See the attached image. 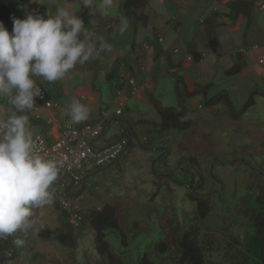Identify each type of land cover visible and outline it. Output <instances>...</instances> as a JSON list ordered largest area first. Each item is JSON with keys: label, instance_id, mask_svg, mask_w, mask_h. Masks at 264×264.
Returning a JSON list of instances; mask_svg holds the SVG:
<instances>
[{"label": "rangeland", "instance_id": "374dc122", "mask_svg": "<svg viewBox=\"0 0 264 264\" xmlns=\"http://www.w3.org/2000/svg\"><path fill=\"white\" fill-rule=\"evenodd\" d=\"M261 1L263 0H256L257 7ZM262 3H264V1ZM257 13L259 16H262L264 11L261 10ZM46 14L47 11L42 12L40 15ZM253 14L254 13H251L250 16H253ZM108 20L102 23H98L99 20L94 21V24L92 23L93 25L88 28L85 27L84 36L86 35L87 37L89 30H92L93 35L90 36L92 40H95L97 37H102L107 44L110 46L115 45L116 50L120 53H124L125 50L121 47L120 42H126L129 38H134L132 28L130 25H127L129 23L123 21L125 22L123 34L120 36L117 35V33L108 34V30L105 28ZM254 31V28H252L249 35L244 39V43H248L244 45V47L258 45L259 49L255 53L264 57V32L259 27H257L256 33ZM139 43H141V41H139ZM186 53L189 55L193 54L191 49H188ZM254 59L255 58H252V60ZM94 61H97L96 74H89V79L94 83V90H97L96 95L98 97L101 96V106L109 111H114L116 100L113 96L115 97L118 95L117 91L114 89L115 79L111 80L110 86H108L107 82H101L99 75L101 69L99 66L104 63V59L96 60L93 58L91 59V64L95 63ZM242 71L239 77L236 78V80L234 79L237 84H234L231 80L232 77L224 74L223 70L211 72L209 78V80L212 77L216 78L213 85H210V92L213 95L225 92L234 110L237 111L242 107L247 97H249L250 92L253 90L259 92L264 90V68H256L254 75L245 73L244 70ZM67 78L75 88L81 86L80 81H83L81 75L73 70L67 75ZM41 82L45 86L52 84L43 80H41ZM205 83L204 81L200 84ZM200 84H193L188 88H195L196 86L200 88L204 86ZM165 94L168 95L166 105L171 108H177L178 104L175 106V98L170 96L171 93ZM252 96L253 104L246 109L243 116L237 121H230L231 119H228L229 116L224 103L221 102L213 108L206 104L204 96H191L190 98L195 107L199 104V108L196 109L202 114L201 116L206 115L207 118L213 122L211 126H207L206 124L204 126H198L193 133H185L186 136H182L184 139L182 137L180 138L181 135L176 134V137L179 138L178 144H175L173 142L176 141L175 138L173 140V137H171L173 134L177 133V131L171 130L161 135L150 129L143 131L146 137L145 139H148V143L154 141L156 144L160 143L159 145L161 146L167 145L171 148L169 154L164 153L165 156L163 155L161 157V162L153 161L155 171L164 172L171 177V181L166 180L164 182L165 186H170L169 191L163 186H160L158 191H154L157 192L154 198L152 200L150 199L153 197L151 195L153 193L152 191L155 189L152 186V177L149 171L153 169V167H151V161L154 157L153 153L154 151H160V149L143 152L135 147L134 140H132V145L125 149L122 157H119L115 162L106 167H94L86 173L87 177L83 186L84 188H82L80 192L83 196L87 195L91 199L83 204V214H81V219H83L82 226L80 228L75 227L74 229L76 241L73 249L62 246L53 240H46L37 235L42 229H50L54 233L63 229V218L57 215L59 212L55 211L56 209L52 208L51 213L55 212L56 218L45 216V212L40 213L39 218L34 221L36 226L32 227L26 237L27 243L25 246L18 247L14 243V241L21 236L20 233H15L8 239L2 240L0 264H84V252L90 256L94 264H97L95 262L97 256L93 249L92 232L87 223V211L91 208H97L103 203L119 205L123 212L130 215L131 220H137L139 222L138 230L127 233L129 244L124 254L125 264H134L138 251L143 252L144 250L149 251L152 249L151 242L155 240L159 231V219L162 218V223L165 224L167 221L174 220L175 217H188L198 225L201 231L207 228V232L216 237V248L211 255L212 259L223 260L222 257L225 249H227V235H225L226 233H222V230L228 227L230 232L235 236L237 242H239V245L232 247L231 252L238 251L241 254L238 258L239 261H244V257H246V264H257L258 261L255 252L257 244H259V239L255 237L254 228L251 223L242 214L252 203L243 206L242 202L245 201L248 185L258 182V179L250 175V171L247 169L248 166L242 162L229 165L225 164L232 159L242 158L251 162L253 165H257L260 169H264V98L260 94H252ZM208 98L207 96V99ZM132 109L131 106L124 107L122 115L116 116L118 121L129 119L130 113L127 110ZM185 109L190 111L188 107H185ZM134 115L146 117L153 121H158L159 119V116L155 114L153 108L149 107L147 104H143L138 110L136 109ZM194 116L199 115L195 114ZM113 125L114 123L104 125V138H106L108 132L112 131L111 128ZM210 128L212 129L210 130ZM113 130L115 131L112 135H115L117 133L116 128ZM158 136L161 137L158 138ZM140 139H143V137L141 136ZM102 140L103 138L101 141ZM144 142L146 143V141ZM181 148L187 150L191 155H196L203 170L201 172L202 175L192 167H189L188 164L186 165L184 163L182 164V168L187 170H179L177 162L184 154H187ZM209 159L215 162L213 168L210 167L211 164L209 163ZM205 167L208 168L204 169ZM210 169H212L213 173L222 181L224 186L223 189L221 182H216L209 177L208 171ZM189 171H192L195 176V179L190 182V185L196 186L200 184L201 187L205 189H216V187H218L224 198V204L222 205L218 199L212 198L209 215L202 220L193 219L194 205L186 198V191H188V188L174 186L176 185L174 183L175 181L182 182L186 179H192ZM201 176H203L204 179L200 182L199 177ZM95 187H97V189H95ZM251 193L253 192L251 191ZM74 196L75 195H72L70 197ZM55 204L57 203L54 201L51 204L52 207ZM40 209L43 210L44 207ZM40 209L34 210L35 215L39 213ZM135 232L137 233L135 234ZM108 239L114 244L117 251L122 250L118 240L114 239L112 236H109ZM10 241L18 252L17 256H15L16 251L12 249ZM2 255L8 256V259L4 261ZM228 262V259H224V263L227 264Z\"/></svg>", "mask_w": 264, "mask_h": 264}, {"label": "crops", "instance_id": "0c3cea01", "mask_svg": "<svg viewBox=\"0 0 264 264\" xmlns=\"http://www.w3.org/2000/svg\"><path fill=\"white\" fill-rule=\"evenodd\" d=\"M263 1L257 7L256 0H146V5L142 10V13L146 16L145 25H139L137 27L135 34L133 33L134 38H129L126 42H120L125 52L120 53L115 49V45H113L110 51H103L95 57L96 60L104 59V63L99 66L101 69L99 75L100 81L107 82L108 86H110L112 80L109 77L112 65L117 59H125V62L121 63L119 68V76L122 74L119 81L121 87L116 89V85H114V89L118 95L113 96V98L116 100L115 109L121 110L119 115H122L123 109L126 106H131L133 109L127 110L130 113L129 119L118 121L116 117L118 115H112L105 123V125L114 123L111 128L112 131L108 132L106 138H104L103 132L105 131L103 129V134H100L94 141V144L103 146L116 140L124 130V120H127V122H134L141 119L153 121L146 117L134 115L135 110H138L143 104L152 107L155 114L158 115V112L152 104V97L162 107H168L166 105L168 95L165 93L170 92V96L175 98V106H177L178 101L174 90V75L181 77L186 88L192 90L197 88V86L195 88H188L190 85H198L204 81L206 82L205 84L210 83L213 85L216 78L212 77L209 80L210 74L213 71L223 70L224 74L232 77V82L237 84L235 80L239 77L242 70L245 73L254 75L256 68H264V57L255 53L259 49V46L250 45L249 47H244V45L248 44L244 43V39L249 35L252 28H254L255 33L257 32V27L264 32V14L262 13L263 15L259 16L257 13L261 10L264 11ZM99 2L100 0H95L96 5H99ZM29 3L33 9V14L40 15L42 12L47 11V14L44 16L54 15L57 7H67L69 11L77 15H82L88 10L82 5L80 6V0H57L55 4L50 3L49 0H30ZM122 3H124V0H114L112 7L108 9L107 17L102 11L100 13L98 23L106 22L109 19L105 25L106 30L109 32L108 34L117 33L120 36L125 30V22L123 21L129 23L120 14ZM27 13L29 12H26L20 7L14 10L15 17L19 19H23ZM251 13H254V17L250 16ZM93 22L85 27L88 28L93 25ZM3 23L11 34L13 27L12 21ZM92 35L93 31L89 30L88 36ZM85 37L86 35H82L81 38L84 39ZM158 37H161L162 40L159 41ZM174 49L177 51H174ZM188 49H191L193 52L192 55L186 53ZM251 57L255 59L252 60ZM94 62L91 64L90 59L84 65L77 66L73 69L74 72L77 71L81 75V78H83V81H80L81 86L77 88L72 86L67 76L63 80H58L49 86H45L41 82L42 79H37V84L45 89L47 98L57 103V105L50 108H44L42 106L40 108L42 117L39 119L35 118L33 109L27 111L26 114L31 121L30 128L33 135L40 133L50 143L55 140L65 124L80 126L82 123L73 124L70 116L67 114L69 104L73 99L80 100L81 103L90 107L91 114L88 121H100L101 113L104 110L109 111L101 106V96L98 97L96 95L97 90H94V83L89 79V74H96L97 61ZM127 75L134 79L135 86L127 81ZM96 85L100 86L99 84ZM210 90L211 88L208 89L207 95L212 96L213 94ZM180 102L184 109L185 107L190 109V111L185 109L183 119H194L197 123L188 129V131L173 134L171 137H173V140L175 138L176 141H173L175 144H178L177 142L179 141L176 134L181 135L180 138L182 136L185 137V133H193L198 126H204L205 124L211 126L213 124L206 115L201 116L202 114L197 110L199 104L195 107L190 97H181ZM35 104L37 105V102ZM0 106L5 108L3 113L5 117L12 111H15L5 101L0 100ZM195 114L200 117L194 116ZM48 117L51 119L49 122L46 121ZM228 119L230 120V118ZM158 121L154 122L158 123ZM114 128H116L117 133L112 135L115 131L113 130ZM132 128L139 137L142 136L143 138H146L143 133L144 130H153L152 125L149 123H142L132 126ZM158 134L161 135L164 133ZM160 137L158 136V138ZM102 138L103 140L101 141ZM153 144L154 146L157 145V147L148 150L138 149L143 152L160 149V151H154V157L156 154L166 151L163 148L164 146L159 145L160 143L156 144L153 141ZM135 147L132 148L136 149L137 147ZM167 147L170 152L171 148L169 146ZM154 157L151 161V167L153 161H155L153 160ZM88 197L87 195L83 196L81 211L83 204L91 199ZM52 208L55 209L52 205L45 206L43 210L40 209L39 213L32 217L33 226H36L34 221L39 218L42 212L46 213L45 216L56 218V213H51ZM57 215L59 216V214Z\"/></svg>", "mask_w": 264, "mask_h": 264}, {"label": "trees", "instance_id": "16d2710c", "mask_svg": "<svg viewBox=\"0 0 264 264\" xmlns=\"http://www.w3.org/2000/svg\"><path fill=\"white\" fill-rule=\"evenodd\" d=\"M29 1L30 0H0V21H12V18L15 17L14 10L18 7L25 10L26 12L33 13V9ZM145 5L146 0H124V3L121 4L120 14L129 22L134 34L139 25H145L146 16L142 13ZM78 16L83 19L84 25L88 26L92 21L99 20L100 12L96 7H94L93 9L87 10L84 14ZM124 60V58L117 59L110 70L109 77L111 79H115L116 89L121 87V83H119L121 79L119 76V68L120 64L125 62ZM173 79L178 107H162L158 101L152 97V104L159 115L158 123L149 121L147 119H141L134 122H127V120H124V130L116 139L125 137L127 139L126 148L132 145V140H134L136 147L141 150H148L157 147V145L154 146L153 141L148 143L146 140L145 143V139H140V137L133 130L132 126L142 123H149L152 125L154 132L166 133L171 130L185 132L188 131V129H190L192 126L196 125L197 122L194 119H183L185 116V109L181 106V97L188 98L196 94L204 96L206 104L210 107H214L222 102L224 103L227 114L231 120L240 119L246 109L253 104L252 94H260L264 98V90L260 92L253 90L249 93V97H247L242 107L237 111L234 110L225 92H221L212 96L207 95L208 89L211 88L210 83L205 84L203 87H197L195 89L189 90L186 88L181 77L174 75ZM207 96L209 97L208 99ZM104 125L105 124H103V129ZM163 148L166 151L157 154L153 160L161 162V157L164 155V153H170L167 146H164ZM181 149L187 154H184V156H182L177 162L179 170L181 171L185 169L182 168V164L184 163L186 165L188 164L189 167H192L195 171L201 174L203 170L196 155L189 154L184 148ZM123 154L124 152L119 157H121ZM118 158L103 167L110 165ZM237 162H242L248 166L247 169L250 171V175L258 179V182L251 183L247 187L248 192L245 201L242 202V205L246 206L250 203H252V205L244 210L242 214L251 223L254 228L255 237L259 239V244H257V249L255 252L258 261L257 264H264V169L262 170L257 165H253L251 162L242 158L232 159L225 164H237ZM209 163L211 164L210 167L213 168L215 162L209 159ZM153 166L154 165L152 164V167ZM206 168L208 167H205L204 169ZM186 170L187 169L183 171ZM189 173L191 174L192 179H186L182 182H172L176 184L174 186L188 188V191H186V198L194 205L193 219L202 220L209 215L212 198H216V200L218 199L221 205L224 204V198L221 190H219L218 187H216V189H205L204 187H201L200 184L196 186L190 185V182L195 179V176L193 175L192 171H189ZM150 174L152 176L151 183L155 189L152 191L153 193L151 196L153 197L150 198L152 200L157 194V192L154 191H158L160 186H163L169 191L170 186H165L164 182L166 180L171 181L172 179L164 172L161 173L155 171L154 167L150 170ZM208 174L212 180L221 182L222 189L224 188L222 181L213 173L212 169L208 171ZM199 178L200 182L204 179L203 176ZM83 186L82 188H84ZM79 188L77 190H79ZM251 191L253 193H251ZM76 194H79V192ZM54 207L59 212V216L63 218V229L56 233L50 229H42L37 233V235L39 237H43L46 240H53L62 246L73 249L75 247L76 241L74 229L75 227L80 228L82 226L83 219H81L79 224L75 226L69 222L68 214L60 206L55 204ZM81 214H83L82 211L79 212V216H81ZM159 220L158 235L155 240L151 242L152 249L149 251L144 250L143 252L138 251V249L134 264H226L224 263V259L229 260L227 264H246L247 262L246 257H244V261L238 260L241 255L238 251L231 252L232 247L239 245V242H237L235 236L230 232L228 227H225L222 230V233H226L225 235H227V249H225L224 255L222 257L223 260H214L211 258V255L216 248V237L213 234L208 233L207 228L204 231H201L198 225L188 217H175L174 220L167 221L165 224L162 223V218ZM87 223L92 232L93 249L97 256V260L95 262L97 264H125L124 254L129 244L127 233L138 230L139 222L137 220H131L130 215L123 212L119 205L103 203L101 206H98L97 208H91L87 211ZM136 233L137 232H135V234ZM109 236H112L114 239L118 240L119 246L122 249L121 251H117L115 249L114 244H112L108 239ZM10 243L12 249L15 250L13 243L11 241ZM1 247L2 240H0V248ZM17 254L18 252L16 251L15 256H17ZM2 256L4 261L8 259V256ZM83 261L84 264H94V261L85 252L83 253Z\"/></svg>", "mask_w": 264, "mask_h": 264}, {"label": "clouds", "instance_id": "9594fccd", "mask_svg": "<svg viewBox=\"0 0 264 264\" xmlns=\"http://www.w3.org/2000/svg\"><path fill=\"white\" fill-rule=\"evenodd\" d=\"M113 3L80 0V6L96 7L105 15ZM12 24L10 34L0 21V100L15 109L5 117L0 106V240L20 233L14 243L23 247L33 227L34 210L54 202L53 185L65 164L64 159L48 158L38 150L30 128L26 113L37 107V98L43 99L37 79L63 80L111 46L102 37L82 39L84 21L67 7H57L54 15L47 16L29 12L23 19L13 17ZM67 114L79 124L89 119L91 109L73 99Z\"/></svg>", "mask_w": 264, "mask_h": 264}, {"label": "built area", "instance_id": "2783aa9c", "mask_svg": "<svg viewBox=\"0 0 264 264\" xmlns=\"http://www.w3.org/2000/svg\"><path fill=\"white\" fill-rule=\"evenodd\" d=\"M158 40L161 41L162 38L158 37ZM174 51L177 50L174 49ZM126 78L131 85L135 86L133 78L128 75ZM41 89L43 99L37 98V107L33 108V114L36 119L42 117L40 114L42 106L50 108L57 105V103L47 98L44 88L41 87ZM120 113V109H115L113 112L104 111L101 113L100 121L90 122L86 120L80 126L65 124L55 140L50 143L40 133L33 135L37 141L38 150L43 155L48 158H62L65 160L64 167L60 170L59 178L54 184V201L68 214L69 222L75 226L81 220L79 212L81 211L80 205L83 195L80 190L84 184L86 173L94 167H103L109 164L126 149L127 140L125 138L114 140L103 146L94 144V141L102 131V123L110 119L113 114L119 115ZM46 121L49 122L51 119L48 117ZM78 188L79 190H77ZM77 192L79 194H76ZM72 195L76 196L70 197Z\"/></svg>", "mask_w": 264, "mask_h": 264}, {"label": "bare ground", "instance_id": "6f19581e", "mask_svg": "<svg viewBox=\"0 0 264 264\" xmlns=\"http://www.w3.org/2000/svg\"><path fill=\"white\" fill-rule=\"evenodd\" d=\"M104 111H105V110H104ZM104 111H103V112H104ZM108 112H109V111H108ZM113 115H114V114H113ZM108 120H109V119H108ZM106 121H107V120H106ZM106 121L102 123V131H103V124H105ZM90 122H93V121H90ZM102 131H101V133H102ZM101 133H100V134H101ZM99 136H100V135H99ZM99 136H98V137H99ZM98 137H97V138H98ZM122 138H125V137H122ZM119 139H120V138H119ZM125 139H126V138H125ZM144 139H145V138H143L142 140H144ZM116 140H117V139H116ZM126 140H127V139H126ZM80 210H81V205H80Z\"/></svg>", "mask_w": 264, "mask_h": 264}]
</instances>
